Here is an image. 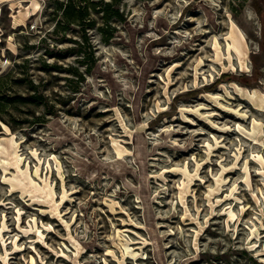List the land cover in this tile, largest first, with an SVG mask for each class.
<instances>
[{"label":"rangeland","instance_id":"1","mask_svg":"<svg viewBox=\"0 0 264 264\" xmlns=\"http://www.w3.org/2000/svg\"><path fill=\"white\" fill-rule=\"evenodd\" d=\"M59 2L0 0V264H264V0H113L89 69Z\"/></svg>","mask_w":264,"mask_h":264},{"label":"trees","instance_id":"2","mask_svg":"<svg viewBox=\"0 0 264 264\" xmlns=\"http://www.w3.org/2000/svg\"><path fill=\"white\" fill-rule=\"evenodd\" d=\"M58 8L61 10V21L57 23L58 27L64 28L69 24H76L82 31L81 43H78L77 48L71 47L68 51L82 52L83 58L81 61L88 63L87 69L90 68V62L93 61V49L86 52L83 49V44L87 43L86 28L94 25L95 18L91 16L90 11L101 12L100 18L104 24L112 17L121 18L122 14L117 6H114L113 0H60ZM90 61V62H89ZM27 60L13 64V67L0 74V120L12 128L11 123L4 117L3 108L7 105L21 103L23 105H30L38 103V98H42L43 94L37 92L36 85L28 77ZM44 67L51 69L55 64L42 61ZM72 70L76 67L71 66ZM23 85L24 90H19L16 87Z\"/></svg>","mask_w":264,"mask_h":264}]
</instances>
